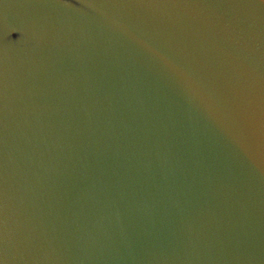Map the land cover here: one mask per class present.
<instances>
[{"label":"water","instance_id":"1","mask_svg":"<svg viewBox=\"0 0 264 264\" xmlns=\"http://www.w3.org/2000/svg\"><path fill=\"white\" fill-rule=\"evenodd\" d=\"M0 264H264V0H0Z\"/></svg>","mask_w":264,"mask_h":264}]
</instances>
